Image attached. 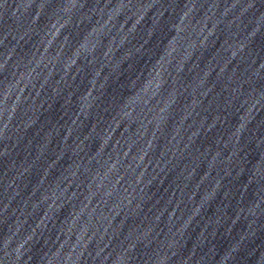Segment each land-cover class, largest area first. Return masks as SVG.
Segmentation results:
<instances>
[{"label": "water", "instance_id": "obj_1", "mask_svg": "<svg viewBox=\"0 0 264 264\" xmlns=\"http://www.w3.org/2000/svg\"><path fill=\"white\" fill-rule=\"evenodd\" d=\"M0 264H54L40 144L5 0H0Z\"/></svg>", "mask_w": 264, "mask_h": 264}]
</instances>
